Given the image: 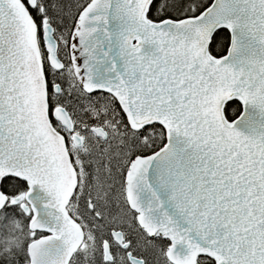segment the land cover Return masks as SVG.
Masks as SVG:
<instances>
[{
  "label": "snow or ice",
  "instance_id": "snow-or-ice-1",
  "mask_svg": "<svg viewBox=\"0 0 264 264\" xmlns=\"http://www.w3.org/2000/svg\"><path fill=\"white\" fill-rule=\"evenodd\" d=\"M0 264H264V0H0Z\"/></svg>",
  "mask_w": 264,
  "mask_h": 264
}]
</instances>
